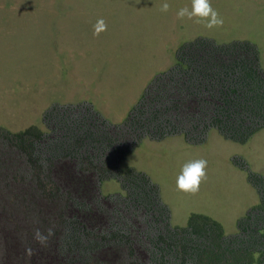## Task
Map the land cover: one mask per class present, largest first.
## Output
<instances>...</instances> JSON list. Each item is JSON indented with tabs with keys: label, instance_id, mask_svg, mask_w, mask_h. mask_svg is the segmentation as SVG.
Listing matches in <instances>:
<instances>
[{
	"label": "rangeland",
	"instance_id": "1",
	"mask_svg": "<svg viewBox=\"0 0 264 264\" xmlns=\"http://www.w3.org/2000/svg\"><path fill=\"white\" fill-rule=\"evenodd\" d=\"M163 2L0 0V128L19 133L35 127L48 133L42 121L47 109L78 104H88L109 123L121 124L152 80L175 65L179 49L197 38L217 45L248 42L257 49L264 71V0H209L224 21L213 28L197 23L196 18L177 16L181 8L191 10L192 0H167V12L160 10ZM101 18L107 28L94 35V25ZM51 68L52 74L47 71ZM215 131L210 129L198 147L183 135L161 141L144 138L117 164L120 173L134 169L156 186L172 228L185 227L196 214L216 221L223 235H233L237 221L259 204L247 172L235 166L233 158H240L249 172L264 177V133L244 147L220 140ZM197 159L208 162L199 189L179 190L176 179L183 165ZM30 176L36 185L42 178L45 181L43 171L39 177ZM0 193V264H16L18 259V264H57L59 256L73 257L78 264H100L107 258L101 254L96 260L93 249L101 247V237L111 243L114 234H118L119 251L112 264H153L152 258L160 256L150 242L156 236L151 216L144 211L135 215L132 208L124 207L126 193L114 178L96 181L88 196L95 215L115 218L118 223L109 227L108 221L105 231L83 229L75 221L80 216L76 201L65 194L35 192L36 207L21 199L12 204L13 193ZM129 217L135 218L140 239L146 241L139 246L140 262L131 256L126 239ZM37 229L47 237L44 243L34 238ZM15 245L21 253L18 257L12 250Z\"/></svg>",
	"mask_w": 264,
	"mask_h": 264
},
{
	"label": "trees",
	"instance_id": "2",
	"mask_svg": "<svg viewBox=\"0 0 264 264\" xmlns=\"http://www.w3.org/2000/svg\"><path fill=\"white\" fill-rule=\"evenodd\" d=\"M258 60L257 49L248 42L217 45L197 38L179 49L175 65L152 80L121 124H111L90 105L78 104L47 109L42 121L48 133L35 127L19 133L0 128V191L13 193L12 204L21 199L36 207L35 192L65 194L77 203L80 216L75 221L96 232L104 230L108 221L109 227L118 223L95 215L88 196L96 181L114 178L126 193L124 207L132 208L135 215L144 211L151 216L156 236L150 242L160 254L152 258L153 264H264V177L249 172L240 158H233V163L247 172L259 204L248 209L237 221V232L227 236L216 221L203 215H191L185 227H170L156 186L134 169L122 174L117 167L144 138L161 141L183 135L189 144L200 145L214 129L224 140L245 144L264 128V71ZM42 171L45 181L42 178L40 185L27 177L29 173L39 177ZM22 190V197L17 196ZM133 217L125 220L126 239L131 256L140 262L139 246L146 241L140 239L142 232ZM114 235L111 243L101 237V247L93 249L95 257L107 258L100 264H112L118 255V234ZM12 250L21 255L16 245ZM57 264L78 261L59 256Z\"/></svg>",
	"mask_w": 264,
	"mask_h": 264
},
{
	"label": "clouds",
	"instance_id": "3",
	"mask_svg": "<svg viewBox=\"0 0 264 264\" xmlns=\"http://www.w3.org/2000/svg\"><path fill=\"white\" fill-rule=\"evenodd\" d=\"M169 9V3L167 0L160 6L162 12H167ZM179 18H184L187 16L189 19L196 18V22H204L206 27L213 28L214 26L222 25L223 19L219 17L217 11H215L209 0H192L191 10L187 8H181L177 12ZM107 25L105 21L101 18L98 19L94 25V35H98L100 32L105 31ZM207 160L197 159L187 162L183 165L180 174L176 179V186L179 190L184 192H195L199 189L201 179L205 177V169L207 167ZM48 235H52V230H48ZM37 241L44 243L47 237L43 235L38 229L35 232V237ZM30 251V249H29Z\"/></svg>",
	"mask_w": 264,
	"mask_h": 264
},
{
	"label": "crops",
	"instance_id": "4",
	"mask_svg": "<svg viewBox=\"0 0 264 264\" xmlns=\"http://www.w3.org/2000/svg\"><path fill=\"white\" fill-rule=\"evenodd\" d=\"M205 37H211V35H208V34H206L205 35ZM51 67V66H50ZM48 71V73H53V69L51 68V69H49V70H47ZM216 132V131H215ZM214 132V133H215ZM213 133V134H214ZM262 133H264V128L263 129H261V130H259L258 132H256L245 144H238V143H235V142H232V141H228V140H225V141H227V142H229V143H235V144H238L239 146H244V147H248V146H251L252 144H253V141H254V138H256L257 136H259L260 134H262ZM215 135L216 136H218V133L216 132L215 133ZM218 138H220V140L222 139V140H224L221 136L219 137L218 136ZM199 146V145H198ZM197 145L195 146V147H198ZM195 147H193V148H195ZM249 206H251V204L249 205ZM248 209V208H247ZM238 216V215H237ZM236 216V217H237ZM238 219V218H237ZM236 219V220H237Z\"/></svg>",
	"mask_w": 264,
	"mask_h": 264
}]
</instances>
